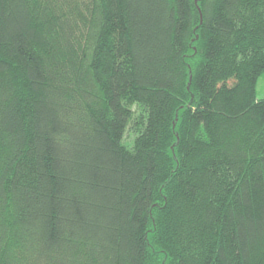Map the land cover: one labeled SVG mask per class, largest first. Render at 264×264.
<instances>
[{
    "label": "trees",
    "instance_id": "obj_1",
    "mask_svg": "<svg viewBox=\"0 0 264 264\" xmlns=\"http://www.w3.org/2000/svg\"><path fill=\"white\" fill-rule=\"evenodd\" d=\"M262 74L264 0H0V264H264Z\"/></svg>",
    "mask_w": 264,
    "mask_h": 264
},
{
    "label": "rangeland",
    "instance_id": "obj_2",
    "mask_svg": "<svg viewBox=\"0 0 264 264\" xmlns=\"http://www.w3.org/2000/svg\"><path fill=\"white\" fill-rule=\"evenodd\" d=\"M256 92L257 96L264 97V74H262L257 81ZM129 140L130 138L127 139V141Z\"/></svg>",
    "mask_w": 264,
    "mask_h": 264
}]
</instances>
